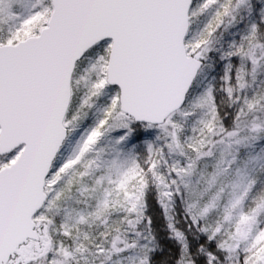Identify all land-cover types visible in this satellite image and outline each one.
Masks as SVG:
<instances>
[{"label": "rangeland", "instance_id": "obj_1", "mask_svg": "<svg viewBox=\"0 0 264 264\" xmlns=\"http://www.w3.org/2000/svg\"><path fill=\"white\" fill-rule=\"evenodd\" d=\"M51 13V0H0V46L38 36ZM184 45L203 67L158 126L121 113L111 41L76 63L66 139L34 217L43 251L13 264H264V194H252L264 123L239 125L264 111V0H192ZM167 247L173 256L155 255Z\"/></svg>", "mask_w": 264, "mask_h": 264}, {"label": "water", "instance_id": "obj_2", "mask_svg": "<svg viewBox=\"0 0 264 264\" xmlns=\"http://www.w3.org/2000/svg\"><path fill=\"white\" fill-rule=\"evenodd\" d=\"M38 36L0 46V156L22 149L0 170V264L34 242V217L46 202L45 183L66 139L71 79L84 55L111 41L107 83L119 90L120 111L158 126L184 105L203 67L185 38L192 0H51Z\"/></svg>", "mask_w": 264, "mask_h": 264}, {"label": "trees", "instance_id": "obj_3", "mask_svg": "<svg viewBox=\"0 0 264 264\" xmlns=\"http://www.w3.org/2000/svg\"><path fill=\"white\" fill-rule=\"evenodd\" d=\"M255 123H264V111L263 110L253 111L245 119L240 121L239 125L242 128H246V127H250V126L254 125ZM252 194H253V196H258V195L264 194V173L262 174L261 177H258ZM141 228H143V227L139 226L138 230L139 229L142 230ZM173 254H174L173 250H170L167 247L166 252L160 250V251H157L155 255L160 257V258H161V256H163L164 258H168V256H173Z\"/></svg>", "mask_w": 264, "mask_h": 264}, {"label": "flooded vegetation", "instance_id": "obj_4", "mask_svg": "<svg viewBox=\"0 0 264 264\" xmlns=\"http://www.w3.org/2000/svg\"><path fill=\"white\" fill-rule=\"evenodd\" d=\"M37 227H40V226H38L37 225ZM43 229H42V233H41V235H40V244H41V250H43L42 249V244H43V238H42V236H43ZM33 248V251H34V242L33 241H28V243L26 244V245H23V246H21L18 250H17V253H16V257H15V259L14 260H10L9 261V264H13L14 262H15V260L17 259V256H18V253L21 251V250H23V249H25V248H27V249H30V248Z\"/></svg>", "mask_w": 264, "mask_h": 264}]
</instances>
